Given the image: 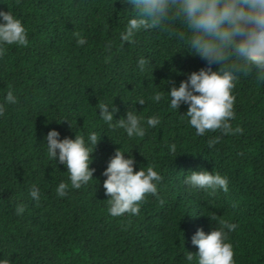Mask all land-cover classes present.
<instances>
[{
    "label": "trees",
    "instance_id": "16d2710c",
    "mask_svg": "<svg viewBox=\"0 0 264 264\" xmlns=\"http://www.w3.org/2000/svg\"><path fill=\"white\" fill-rule=\"evenodd\" d=\"M0 9L12 12L27 32L25 45L0 48V257L9 264H188L187 252L197 251L191 235L198 227L210 231L215 222L209 216H215L236 225L227 233L234 264H264V80L254 72L237 80L233 131L197 136L182 116L186 105L173 110L150 97L167 91L164 79L178 84L204 61L186 52L172 55L175 42L161 31L141 30L132 43H121L131 4L0 0ZM78 38L85 43L78 45ZM140 57L149 62L144 72L136 67ZM10 90L14 104L4 100ZM137 96L145 98L135 105L137 114L160 120L143 137L128 139L99 119L97 102L113 103L119 119ZM63 118L73 129L59 122ZM53 128L61 139L73 137V130L100 135L89 165L94 179L79 189L69 186L63 197L55 188L67 182L66 169L47 158L41 143ZM215 137L219 141L209 147ZM117 143L133 157L134 171L152 165L161 176L157 194H146L135 215L107 212L101 173ZM200 169L227 177L228 191L189 189L185 174ZM32 185L40 189L39 202L28 195ZM16 203L24 206L19 216Z\"/></svg>",
    "mask_w": 264,
    "mask_h": 264
},
{
    "label": "clouds",
    "instance_id": "9594fccd",
    "mask_svg": "<svg viewBox=\"0 0 264 264\" xmlns=\"http://www.w3.org/2000/svg\"><path fill=\"white\" fill-rule=\"evenodd\" d=\"M121 3L132 5L123 31L118 33L121 43H132L134 35L141 30L161 31L175 42L176 50L172 55L186 52L204 61L203 67L186 73V79L178 84L171 77L164 79L162 85H168L167 91H154L151 101L160 103L164 99L173 110L181 104L186 105L182 116L187 118V124L194 128L197 136L215 130L221 134L233 131L230 126L234 116L232 89L237 80L250 72L255 73L257 80H264V0H121ZM26 42L27 32L22 21L9 10L0 9V48L23 46ZM76 43L83 45L85 40L78 38ZM148 63L145 58H138L137 70L144 72ZM170 71L180 74L175 67ZM4 100L8 104L16 103L11 90ZM128 103L132 104V110L127 106L119 119L114 118L117 108L113 103L97 102L96 112L108 128L123 130L128 139L141 138L148 128H155L160 123L158 115L137 114L135 105H144L143 96ZM61 121L69 122L67 118ZM69 126L73 129L70 122ZM73 131V137L62 139L58 138L55 128L42 135L41 143L47 158L54 161L56 167L62 164L66 169L67 182L61 180L55 188L58 197L65 196L69 186L79 189L94 179V169L89 165L100 135L97 136L96 131L79 134ZM218 141L219 137L209 140V147ZM117 144L120 147L114 150L101 173L105 177L102 186L107 196V212L113 217L124 213L135 215L146 194H157L161 176L152 165L139 166L134 171L133 157L129 151L121 150L120 143ZM168 151L170 154L176 152L175 143L168 145ZM184 184L189 189L228 191L227 177L205 169L188 171ZM28 195L36 202L41 199L36 185L29 188ZM23 212L24 206L16 203L14 213L19 216ZM209 217L215 227L207 233L199 227L195 230L190 242L197 251L195 256L188 251L186 261L188 264L194 259L195 264H234L227 233L236 225L228 220H217L215 216ZM0 264H9V259L0 257Z\"/></svg>",
    "mask_w": 264,
    "mask_h": 264
}]
</instances>
